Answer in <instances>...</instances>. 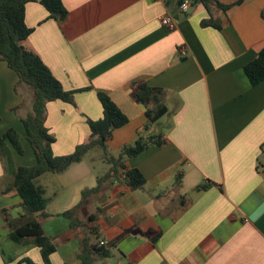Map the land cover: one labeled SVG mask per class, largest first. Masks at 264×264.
I'll return each mask as SVG.
<instances>
[{"label": "crops", "instance_id": "crops-1", "mask_svg": "<svg viewBox=\"0 0 264 264\" xmlns=\"http://www.w3.org/2000/svg\"><path fill=\"white\" fill-rule=\"evenodd\" d=\"M183 1L61 0V21L37 1L25 4L32 32L24 47L65 91H75L73 103L46 105L52 154L69 155L89 139L86 121L102 118L97 92L128 119L112 131L104 158L116 157L138 133L162 142L125 159L77 210L73 229L61 213L100 177L67 185L62 176L71 166L54 174L60 191L39 217L55 247L51 264H81L83 237L108 252L94 264H264V81L250 85L243 70L264 49V0H217L230 6L212 9L219 29L201 26L209 18L201 5L181 13ZM164 15L175 19L173 30L160 24ZM17 83L0 61V136L12 128L24 138L14 112L23 104ZM140 84L157 90L167 110L145 131L146 108L133 98ZM29 156L31 166L30 147ZM131 169L144 177L141 187L121 178ZM16 245L21 251L12 256L0 249V264H43L37 247Z\"/></svg>", "mask_w": 264, "mask_h": 264}, {"label": "trees", "instance_id": "trees-1", "mask_svg": "<svg viewBox=\"0 0 264 264\" xmlns=\"http://www.w3.org/2000/svg\"><path fill=\"white\" fill-rule=\"evenodd\" d=\"M32 1L39 2L56 21L63 20L67 14L61 0H0V61L6 62L16 74L17 85L25 84L31 89V111L19 119L23 125L24 139L34 157V164L31 166L14 167L12 165L11 182L1 190L0 194L18 196L19 206L23 212L15 218L5 215L9 239L16 244L30 243L37 247L43 264H51L50 255L55 251V247L51 239L44 235L39 222V217H46L47 201L44 198V188L37 183L38 178L46 173L65 172L73 164L79 163L92 148H100L105 153L106 141L110 139L112 131L125 125L128 119L107 95L97 92V98L102 106V118L86 121L90 132L89 139L77 145L69 155L54 156L52 154L51 145L54 137L45 126L46 105L53 101L73 103L72 95L75 91H65L40 58L23 45L32 32V29L28 28L24 22V7L26 3ZM189 1L192 5L203 6L208 12L209 18L201 22L202 27L219 29V24L211 17L212 9L226 11L230 8L229 5H222L217 0ZM261 16L264 19V10ZM243 70L250 85L255 86L263 82L264 49L260 50L255 59L246 64ZM133 98L146 108L147 123L143 127L144 131L167 112L166 108L160 104L159 92L145 84H140L134 89ZM17 110L14 109V112ZM161 143L158 136L146 137L138 133L135 142L121 148L116 157H105L104 160L110 165V170L98 179L95 188L82 191L81 200L75 207L61 213L70 220V227L73 229L79 226L80 223L76 219L77 210L89 195L97 192L100 185L115 174L117 167H122L125 159L137 156L150 144L160 145ZM11 150L17 155H22L24 152L20 135L9 128L0 136V152L3 155L9 154L11 158ZM6 170L7 168L4 172ZM124 174L125 181L132 188L141 187L145 183L144 177L137 169L128 170ZM107 256L108 252L102 245L91 244L88 237L80 240L78 258L81 264H94L98 258ZM21 262L34 264L29 259H23Z\"/></svg>", "mask_w": 264, "mask_h": 264}, {"label": "rangeland", "instance_id": "rangeland-1", "mask_svg": "<svg viewBox=\"0 0 264 264\" xmlns=\"http://www.w3.org/2000/svg\"><path fill=\"white\" fill-rule=\"evenodd\" d=\"M15 92L23 99L22 108H19L15 114L18 117H25L31 111V89L25 84L20 83L15 87ZM20 141L24 152L22 155L16 154V163L18 166H29V146L23 137L20 138ZM8 155H3L0 152V165L2 167V174L0 176V193L1 190H3L4 187L9 185L11 182L10 169L12 168V165L14 166V161L12 154L11 158L10 155ZM4 167L7 168L5 172ZM109 167L110 165L104 160V151L96 147L89 150L83 156L81 164H73L62 177L65 179V184L67 185H76L80 182H85L90 185L92 184L90 181L92 176L101 177L105 172H107ZM55 177L56 176L54 174L46 173L37 180V183L45 190L44 198L47 202L60 191V182L56 180ZM19 202L20 199L14 194H0V249L4 253V256H12L13 254L21 251L20 247L9 239V229L5 220V215L15 218L20 213H23L22 210L18 208Z\"/></svg>", "mask_w": 264, "mask_h": 264}, {"label": "built area", "instance_id": "built-area-1", "mask_svg": "<svg viewBox=\"0 0 264 264\" xmlns=\"http://www.w3.org/2000/svg\"><path fill=\"white\" fill-rule=\"evenodd\" d=\"M189 6H190V1L189 0H184L179 5V11L181 13H185L188 10ZM159 22H160V24H162L163 26H165L170 31L173 30L174 27H175V19L172 16H170V15H164V16H162L159 19ZM180 54L181 55H184V50L183 49L180 50ZM121 178L122 179H125V174L124 173L121 175ZM100 245H103V242H101Z\"/></svg>", "mask_w": 264, "mask_h": 264}, {"label": "water", "instance_id": "water-1", "mask_svg": "<svg viewBox=\"0 0 264 264\" xmlns=\"http://www.w3.org/2000/svg\"><path fill=\"white\" fill-rule=\"evenodd\" d=\"M192 8H193V7H191V9H192ZM186 13H187V12H186ZM184 14H185V13H184ZM184 14H183V15H184Z\"/></svg>", "mask_w": 264, "mask_h": 264}]
</instances>
